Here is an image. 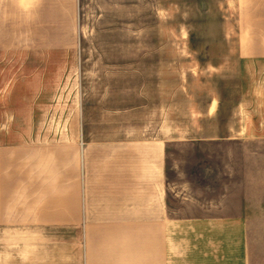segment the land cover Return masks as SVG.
<instances>
[{
  "label": "rangeland",
  "instance_id": "rangeland-1",
  "mask_svg": "<svg viewBox=\"0 0 264 264\" xmlns=\"http://www.w3.org/2000/svg\"><path fill=\"white\" fill-rule=\"evenodd\" d=\"M0 50L38 54L24 59L36 60L38 73L28 67L19 76L36 77L38 99L53 100L41 112L45 129L74 117L91 140L164 129L171 183L179 167L194 193L212 199L222 188L223 147L239 143L180 140L223 127L241 83L264 85V0H0ZM214 99L221 117L210 121ZM222 216L245 219L247 264H264V213H171ZM19 242L38 243V213H0V264L4 245L9 252Z\"/></svg>",
  "mask_w": 264,
  "mask_h": 264
},
{
  "label": "crops",
  "instance_id": "crops-1",
  "mask_svg": "<svg viewBox=\"0 0 264 264\" xmlns=\"http://www.w3.org/2000/svg\"><path fill=\"white\" fill-rule=\"evenodd\" d=\"M28 54L0 50V213H38V243L4 245L3 264H247L244 218L171 213H264L263 83H241L236 112L212 135L194 129L180 140L239 143L223 147L222 188L208 199L179 167L171 183L164 129L91 140L75 117L45 129L41 112L53 100L38 99L36 77L19 76L38 73L36 60L24 61L38 54ZM213 101L210 121L221 117Z\"/></svg>",
  "mask_w": 264,
  "mask_h": 264
}]
</instances>
